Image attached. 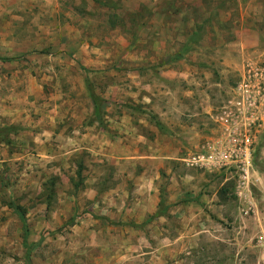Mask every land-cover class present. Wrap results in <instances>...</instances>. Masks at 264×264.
<instances>
[{
    "label": "rangeland",
    "instance_id": "374dc122",
    "mask_svg": "<svg viewBox=\"0 0 264 264\" xmlns=\"http://www.w3.org/2000/svg\"><path fill=\"white\" fill-rule=\"evenodd\" d=\"M247 68L238 186L186 158ZM263 215L264 0H0V264H264Z\"/></svg>",
    "mask_w": 264,
    "mask_h": 264
},
{
    "label": "built area",
    "instance_id": "2783aa9c",
    "mask_svg": "<svg viewBox=\"0 0 264 264\" xmlns=\"http://www.w3.org/2000/svg\"><path fill=\"white\" fill-rule=\"evenodd\" d=\"M257 72L247 68L230 96L214 113L217 134L195 152L186 162L209 171L230 172L238 186L248 179L256 149L255 112L259 110L263 94L252 84ZM264 230V215L262 216ZM262 230V231H263ZM264 250V231L258 236Z\"/></svg>",
    "mask_w": 264,
    "mask_h": 264
},
{
    "label": "trees",
    "instance_id": "16d2710c",
    "mask_svg": "<svg viewBox=\"0 0 264 264\" xmlns=\"http://www.w3.org/2000/svg\"><path fill=\"white\" fill-rule=\"evenodd\" d=\"M85 85H86L87 90L89 92L90 99L93 102V113L98 114L100 111V107H101L100 103H99L100 99L97 96V94L94 92V90L92 89L91 80L89 79V77H85ZM12 207L16 211L20 220L22 221V227L24 229V232H25L24 234L26 236L27 235V225H26V220H25V212L20 206L12 205ZM165 210H166V206H163L162 201H160L159 202V208H157V210L153 214L149 215L147 217V219L141 223H134V222H112V223L117 224V225H130V226H134V227H141V226L145 225L147 222H149L150 220L154 219L155 217H158V216H161L162 214H164Z\"/></svg>",
    "mask_w": 264,
    "mask_h": 264
}]
</instances>
